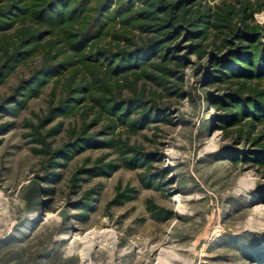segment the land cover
Returning <instances> with one entry per match:
<instances>
[{
    "label": "rangeland",
    "instance_id": "obj_1",
    "mask_svg": "<svg viewBox=\"0 0 264 264\" xmlns=\"http://www.w3.org/2000/svg\"><path fill=\"white\" fill-rule=\"evenodd\" d=\"M44 1L18 4L32 12ZM131 1L58 0L62 20L4 18L0 64L27 35L44 38L30 36V56L0 76V264H264V70H240L264 55V0H183L178 16L193 34L175 41L180 61L158 52L156 67L129 70L132 61L115 76L112 61L83 62L148 38L171 44L116 21L118 6V18L148 10L149 0ZM98 19L101 37L70 52L69 35ZM59 62L69 69L36 72ZM80 82L83 95L72 92ZM133 97L151 113L137 131L127 123L139 109L117 107L119 121L108 111ZM100 134L103 147L82 145ZM72 244L91 251L81 257Z\"/></svg>",
    "mask_w": 264,
    "mask_h": 264
},
{
    "label": "trees",
    "instance_id": "obj_2",
    "mask_svg": "<svg viewBox=\"0 0 264 264\" xmlns=\"http://www.w3.org/2000/svg\"><path fill=\"white\" fill-rule=\"evenodd\" d=\"M20 0L16 1H11L4 7L0 9V35L3 33H6L10 31L12 28H9V23L4 22V18L6 16L12 15V14H17L20 13L22 16L26 17L29 14L33 17L36 23H40L42 21H45V18L47 16L51 15L54 16L57 19L62 20L63 16L62 14H54V6L55 4L58 3V0H45L42 4L37 5L36 10H32L30 12L29 8L30 7H25L20 4H18ZM110 0H107L109 2ZM145 6L148 8V10H142V11H136L133 14H125L124 17H119V13L124 8V6H118L114 9V14L116 17V21L120 23L121 25H126L131 23V21L138 22L135 26V29L142 35H158L160 34V40H162L165 43H171L168 46L164 45L162 49L157 48V39L153 38H148L145 42L139 44L136 46L135 44H132L131 47L127 50L125 49H115V50H103V49H98L95 50L93 54L89 53L87 56H84L83 62H87L90 65H96L100 67H103L102 64H100L102 61H104L106 64L109 61H112L110 63L111 65L108 66L107 71L113 76L116 74H119L120 71H126L124 67H130V62L133 61L132 67L129 70H135L136 67L139 65H147L149 67H156V65H153L150 63V60L153 58H157V53L161 52L162 56L165 53H168L167 55H170L173 50H175L178 47H181L180 45H177L175 42L176 39H183L189 40L192 37L188 35H192L193 31L190 29L193 27V21H188L184 22L185 20L182 19L180 16H178V11L181 7H183L185 4V1L183 0H155L157 3L156 4H151V1L154 0H149ZM182 1V4H179V2ZM187 1V0H186ZM105 2V1H104ZM106 2V3H107ZM134 2V0L131 1V3ZM160 2V3H159ZM67 11L69 16L71 17L73 15V11L70 10ZM130 11V10H129ZM128 12V11H127ZM125 13V12H121ZM123 15V14H121ZM61 17V18H60ZM48 19H52L51 17ZM137 19V20H136ZM136 20V21H135ZM149 21H153L154 23L151 24ZM102 22L100 19L97 20L96 25H91L88 28H82L81 32H76L74 34L69 35L70 42L68 43V50L70 52H73L74 54L82 52L88 46L93 43V41L98 40L101 37L102 34V28H99L101 26ZM141 23V24H140ZM50 33V31L48 32ZM33 37V39H36L38 42L43 40L41 36L37 35H30ZM29 35H27L25 38L22 40H19L15 46L12 47V50L8 54H4L2 57L3 62L0 64V76L2 75L3 70H8L10 69L16 62H18L20 59H26L27 57L30 56V49H27L26 47L28 44L25 43H31L29 42ZM38 37V38H37ZM186 37V38H185ZM162 42V43H163ZM174 42V43H172ZM153 52L156 54L153 56ZM134 53L138 54L133 57ZM263 52L256 50L255 51V58L256 61L254 64L251 65L252 61L249 59H244L241 61V64H245L244 69H242L243 65H241L239 68L240 70L243 71L242 75H247L249 79H252L253 74L257 73L258 71L264 70V55L262 54ZM150 55V56H149ZM152 55V56H151ZM172 55V54H171ZM145 57V58H143ZM159 57V56H158ZM172 60L180 61L179 57L176 54L172 55ZM131 58V59H128ZM137 58V59H136ZM128 59V64L127 66H123L122 63L124 64ZM164 60H167V56L164 58H161ZM118 60H121V65H115L114 63L117 62ZM69 65L67 62H59L56 64V67H50V68H39L36 72H42L45 73L46 75L49 74H56L58 71V74L62 71H66L69 69ZM114 65V67H113ZM57 66H59L57 68ZM111 66V67H110ZM128 70V69H127ZM72 92L74 91L75 94L78 95H83L84 93L89 91V85L87 82H80L78 83L74 88H72ZM73 102H76V98L72 100ZM127 102L123 104H118V100H110L108 104V111L111 113V115L114 117V120L119 121V114H114V111L116 110L117 107H119L118 111H122L123 107L132 106L135 109H139L140 112L137 114L136 118L131 119L127 123V127L131 131H137L140 130L142 127V121L140 119L144 120H149L151 119V113L148 112L147 103L137 97L133 98H128L125 100ZM103 104H106V100H102V107L106 109L107 106H104ZM101 104H98L100 106ZM120 105V106H119ZM245 109V108H244ZM249 110V109H247ZM251 113V112H249ZM246 118H256L258 119L259 117H255V114H250L249 116H245ZM125 120H123L124 123ZM126 123V122H125ZM124 123V124H125ZM122 124V123H121ZM103 133V132H102ZM104 134L100 135H92L85 137V139L82 140V145L86 146L88 149L92 148H101L104 145H106V141L102 140L99 137H102ZM81 144V143H80ZM136 155V153L129 152V155ZM133 157V156H132ZM127 162L129 165H132V158H128ZM82 208V207H81Z\"/></svg>",
    "mask_w": 264,
    "mask_h": 264
},
{
    "label": "bare ground",
    "instance_id": "obj_3",
    "mask_svg": "<svg viewBox=\"0 0 264 264\" xmlns=\"http://www.w3.org/2000/svg\"><path fill=\"white\" fill-rule=\"evenodd\" d=\"M113 236L112 235H109L108 236V243L110 242H112L113 241ZM106 241V240H105ZM88 242V241H87ZM87 242H85V243H87ZM83 244H84V242H83ZM102 244V243H101ZM80 247H79V246ZM78 245H75V244H72L71 246H70V248H71V251L72 252H75V253H78L79 255H81V257L82 256H84L85 255V253H87V255H88V253H89V251H91L90 250V247H89V245H86V246H88L89 248L87 249H85V245H80V244H78ZM103 246V245H102ZM105 246H106V244L104 245V248H105ZM107 247V246H106ZM108 248V247H107ZM87 255L85 256V258H83L84 260H81V261H87L88 260V258H87Z\"/></svg>",
    "mask_w": 264,
    "mask_h": 264
}]
</instances>
